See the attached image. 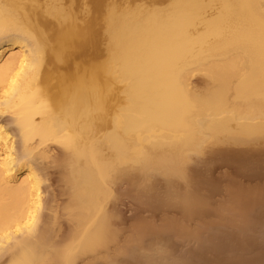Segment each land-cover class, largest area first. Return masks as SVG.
<instances>
[{
    "label": "bare ground",
    "instance_id": "6f19581e",
    "mask_svg": "<svg viewBox=\"0 0 264 264\" xmlns=\"http://www.w3.org/2000/svg\"><path fill=\"white\" fill-rule=\"evenodd\" d=\"M262 142L264 0H0V264H136L124 180Z\"/></svg>",
    "mask_w": 264,
    "mask_h": 264
},
{
    "label": "rangeland",
    "instance_id": "374dc122",
    "mask_svg": "<svg viewBox=\"0 0 264 264\" xmlns=\"http://www.w3.org/2000/svg\"><path fill=\"white\" fill-rule=\"evenodd\" d=\"M113 1L165 6L170 0ZM204 81L198 75L192 86L202 90ZM50 183L52 196L59 189ZM116 194L123 219L121 246L126 249L131 235L139 238L136 264H144V252L154 264H264V142L208 144L191 157L185 182L151 173L135 183L124 180ZM188 197L189 210L199 206L193 216L182 209ZM163 228L176 231L167 237L166 252L155 241ZM146 232L154 236L141 239Z\"/></svg>",
    "mask_w": 264,
    "mask_h": 264
}]
</instances>
